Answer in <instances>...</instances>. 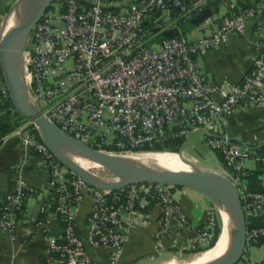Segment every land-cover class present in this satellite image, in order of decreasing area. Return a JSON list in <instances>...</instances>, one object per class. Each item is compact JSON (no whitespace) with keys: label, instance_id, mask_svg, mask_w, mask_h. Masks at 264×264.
Returning a JSON list of instances; mask_svg holds the SVG:
<instances>
[{"label":"built area","instance_id":"built-area-1","mask_svg":"<svg viewBox=\"0 0 264 264\" xmlns=\"http://www.w3.org/2000/svg\"><path fill=\"white\" fill-rule=\"evenodd\" d=\"M60 4V10L49 7L34 25L22 51V78L43 115L86 145L102 149L112 143L121 152L144 151L202 129L210 148L223 159L224 175L237 186L246 222L256 215V208L264 207V178L259 189H249L243 178L244 161L251 158L264 167V153L252 155L241 142L229 138L225 126L226 116L245 100L264 108V54L253 59L238 83L209 79L199 70L196 57L225 45L232 34L244 36L246 21L264 12V0L211 21L209 30L197 38L179 34L159 40L158 35L168 29L166 17L172 14L170 23L181 25L203 6L186 0H63ZM2 14L0 0V18ZM151 39L157 40V49ZM7 95L0 69V99ZM29 125L24 124L28 134L23 141L39 154L53 201L52 210L41 209L28 228L47 232L42 264H94L75 228L77 208L86 194L92 198L88 242L110 249L109 264H119L118 254L131 228L144 220L138 209L142 201L154 199L160 205L159 234L166 233L174 220L184 219L173 185L133 182L117 189L90 185L63 166ZM30 193L19 179L13 190L0 195V234L13 236ZM52 219L61 223L58 236L48 235ZM262 221L247 227L246 242L264 237V216ZM216 225L210 209L196 238L209 241Z\"/></svg>","mask_w":264,"mask_h":264},{"label":"crops","instance_id":"crops-1","mask_svg":"<svg viewBox=\"0 0 264 264\" xmlns=\"http://www.w3.org/2000/svg\"><path fill=\"white\" fill-rule=\"evenodd\" d=\"M15 1L17 0H1L2 13ZM186 1L191 5H202L204 9L211 8V16L196 26L188 27L186 23L181 25L170 23L173 19L170 14L165 18L168 22L166 30H176L194 39L209 30L211 21L236 14L240 3L251 7L258 0ZM156 41L151 39V45L157 43ZM260 54H264V12L246 21L244 36L230 35L225 45L197 56L196 62L199 70L209 79L215 82L229 80L238 83L250 71L253 59ZM198 130L202 131L205 139L207 135L204 130ZM225 131L230 139L241 142L253 155L252 149L264 146V108L255 107L248 100L243 101L226 116ZM27 134V127L18 126L0 143V191L13 190L19 179H23L31 190L25 200V210L13 236L9 232L0 234V264H42L43 262L42 250L46 243L47 232H30L28 228L32 219L40 215L41 209L47 212L52 210L53 201L49 195L48 174L39 154L29 149L23 141ZM218 156L219 166H214V170L225 174L223 159L220 154ZM252 161L254 164L252 168L245 167L246 169H257L258 163ZM262 171L259 179L264 178V170ZM172 193L176 204L184 214V219L174 220L166 233L159 234L160 205L154 199L142 201L138 204V209L145 214V218L131 228L128 239L119 251V264H160L170 258L172 254L166 253L172 249H186L205 242L197 239L196 233L205 224L211 199L187 186L174 187ZM91 205L92 198L86 194L77 208L76 232L85 240V246L91 253L94 264H109L110 249L88 242L87 216ZM256 212L257 216L263 217L264 207H257ZM60 232L61 223L52 219L49 223L48 235L58 236ZM260 239L246 242L242 258L246 259L247 264L264 263V238Z\"/></svg>","mask_w":264,"mask_h":264},{"label":"water","instance_id":"water-1","mask_svg":"<svg viewBox=\"0 0 264 264\" xmlns=\"http://www.w3.org/2000/svg\"><path fill=\"white\" fill-rule=\"evenodd\" d=\"M57 1L63 0H20L25 5L24 10L8 29L0 33V69L14 109L22 117L31 120L52 155L90 185L117 189L133 182H160L193 188L208 196L215 204L222 201L230 222L228 249L224 256L202 264H235L243 256L247 233L246 216L237 186L226 175L198 167L186 158L183 149L188 137L177 152L181 162L189 165L188 168L147 169L118 154L91 147L69 136L48 120L35 104L22 78V51L34 25L51 3ZM211 14L212 9L205 8L188 21L186 26H196ZM179 34L176 30H165L161 32L160 37L167 38ZM66 150L76 151L107 170L114 178L108 180L97 176L70 159L65 153Z\"/></svg>","mask_w":264,"mask_h":264},{"label":"rangeland","instance_id":"rangeland-1","mask_svg":"<svg viewBox=\"0 0 264 264\" xmlns=\"http://www.w3.org/2000/svg\"><path fill=\"white\" fill-rule=\"evenodd\" d=\"M61 1H57V2H53L51 3L50 7L53 8L55 11H58V9H61ZM25 8V5L23 3L20 2V0L15 1V3L12 6H9L4 13L1 15L0 18V23H1V27L0 30L2 28V24L4 22V20L7 19L8 15L14 10L16 9V11H18L19 13H21ZM152 48L157 49L158 46L156 45V43L153 45L152 44ZM27 119V118H26ZM31 124V120L28 119L26 120V122L20 124V126H23L24 124ZM108 140L110 141V137H108ZM186 141V138L183 139V143ZM183 143L181 144V146L183 145ZM180 146V147H181ZM179 147V149H180ZM179 149H177L176 151H172L171 149H169L168 147H166L165 145L161 146V149H146L148 151H164V152H169V153H176L179 151ZM106 152H110V153H114L117 154L119 152H121V149L117 148L116 146H113L112 143L108 144L106 146H102V149ZM144 150V151H146ZM250 151V150H249ZM123 152V151H122ZM129 152H137V151H129ZM251 152V151H250ZM183 155L190 159L191 161H195L193 162L196 166L201 167L203 169H207V170H214V166H219L218 164V160L219 159V154L218 152L212 150L210 148V146L207 143L206 138H203V133L200 130H195L192 131L187 139V142L185 144L184 147V151H183ZM253 160V159H252ZM251 158L246 159L244 161V168H252V166L254 164H252ZM252 161V162H251ZM254 163V162H253ZM245 168V169H246ZM91 172L95 173L97 176L104 178V179H113L114 176L109 173L107 170H105L102 167H91L89 169ZM251 170V169H250ZM210 209L214 212L215 216H216V220H217V224H220V226H222V220L220 217V213H219V209H218V205L214 203V201H212L211 203V207ZM221 232V231H220ZM214 236L215 234H213V236L211 237V239L209 241H205V242H201L198 245H194L193 247H189L186 249H172L170 251H168V253H166L167 255H170V258H167L165 260H163L160 264H179L181 263L184 259L200 252L203 250H206L208 248H211V245L215 242L214 241ZM219 237V236H218ZM217 239V238H216ZM214 241V242H213ZM213 242V243H212ZM203 245V246H202ZM214 246V245H213ZM212 246V247H213ZM235 264H247L246 259L244 260V257L237 261ZM254 264V263H252Z\"/></svg>","mask_w":264,"mask_h":264},{"label":"bare ground","instance_id":"bare-ground-1","mask_svg":"<svg viewBox=\"0 0 264 264\" xmlns=\"http://www.w3.org/2000/svg\"><path fill=\"white\" fill-rule=\"evenodd\" d=\"M20 13L14 9L4 20L1 28V32L8 29L17 19ZM66 155L72 159L75 163L80 166L90 169L91 167H99L97 164L93 163L86 157L80 155L76 151L66 150ZM118 155L132 161L133 163L147 169H156V168H169V169H184L188 168L189 165L181 162L176 153H169L164 151H137L129 152L123 151L117 153ZM220 217H221V232L218 239L215 241L214 246L206 250L200 251L186 259H184L179 264H202L209 262L213 259L220 258L224 256L228 249L229 243V228L230 222L223 208L222 201L217 203Z\"/></svg>","mask_w":264,"mask_h":264},{"label":"trees","instance_id":"trees-1","mask_svg":"<svg viewBox=\"0 0 264 264\" xmlns=\"http://www.w3.org/2000/svg\"><path fill=\"white\" fill-rule=\"evenodd\" d=\"M239 6H240V8L237 9L236 10L237 12H235V13H239L241 10L248 7L247 5L242 4V3H240ZM160 38H161L160 35H158V37L156 39L159 40ZM26 120H28V119L22 117L14 109L8 95L5 97H1V99H0V143L9 133H11L18 126H20V124L26 122ZM28 127L30 128L31 133L35 137H39L38 130L36 128H34L33 124H30ZM182 143H183V139L179 138V139L167 141L163 145H165L166 147H168L172 151H176L177 149H179V147L181 146ZM161 146L162 145H156L153 149L154 150L155 149H161ZM252 151L254 152V155H262L264 153V146L256 147V148L252 149ZM262 170H264V169H263L262 165L259 163L257 165V169H255V170H249V169L244 170L243 178L246 180V184H247V187L249 189H259L260 188L259 177H260L261 173L263 172ZM174 187H178V186H173V188ZM3 193H4V191H2V192L0 191V195ZM1 204H2V200L0 199V208H1ZM262 218H263L262 216H257V215L248 217L247 218V227L251 228L252 226H258V225L262 224L263 223ZM220 231H221V226H220V224H217L215 227L214 241L216 240V238L218 239V235L220 234ZM262 238H264V237H261L260 240H262ZM214 243L211 246H213ZM261 264H264V263H261Z\"/></svg>","mask_w":264,"mask_h":264}]
</instances>
